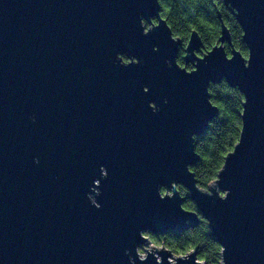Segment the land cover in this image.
I'll use <instances>...</instances> for the list:
<instances>
[{"label":"water","instance_id":"obj_1","mask_svg":"<svg viewBox=\"0 0 264 264\" xmlns=\"http://www.w3.org/2000/svg\"><path fill=\"white\" fill-rule=\"evenodd\" d=\"M223 1L247 55L219 12L201 56L191 29L186 69L158 0H0V264H207L195 249L139 251L144 232L195 226L197 211L219 264H264V0ZM222 79L243 94L241 129L204 188L194 139Z\"/></svg>","mask_w":264,"mask_h":264},{"label":"trees","instance_id":"obj_2","mask_svg":"<svg viewBox=\"0 0 264 264\" xmlns=\"http://www.w3.org/2000/svg\"><path fill=\"white\" fill-rule=\"evenodd\" d=\"M165 8V15L174 35L187 39L192 28H196L203 38L204 46L214 44L220 32L218 13L228 26L234 46L247 55V47L242 40V28L237 22L232 9L223 0H160ZM229 50V47H226ZM212 102L219 110L208 123L206 130L195 136V150L199 159L190 169L193 171L197 184L206 188L217 176L224 157L233 149L239 139L241 129V102L243 94L238 87L230 86L225 79L209 83ZM180 193L187 197L185 186L176 185ZM187 208L196 209L194 201L187 197L183 201ZM199 213V212H198ZM197 225L183 230H169L164 234H151L153 242L163 243L174 254L185 253L195 249L197 258L207 264H219L221 245L211 233L207 221L200 215Z\"/></svg>","mask_w":264,"mask_h":264},{"label":"flooded vegetation","instance_id":"obj_3","mask_svg":"<svg viewBox=\"0 0 264 264\" xmlns=\"http://www.w3.org/2000/svg\"><path fill=\"white\" fill-rule=\"evenodd\" d=\"M159 1V14H160V16L162 17V18H164L166 21H167V23L169 24V22H168V20H167V17H166V15H165V8L162 6V4H161V1L160 0H158ZM226 4V3H225ZM142 23L144 24V26H145V30H147L148 29V27H152V26H154L156 23H157V17H156V15H154V14H150L149 15V21H147L146 19H144V18H142ZM169 26H170V24H169ZM170 28H171V26H170ZM192 29H196V28H192ZM172 30V29H171ZM197 30V29H196ZM198 31V30H197ZM190 33V32H189ZM199 33V32H198ZM220 33V32H219ZM172 34H173V36L174 37H176V38H180V40H181V45H179L178 46V50H177V52H176V55H175V59H176V62L178 63V65H180V66H182V67H185L186 69H192L193 68V64H194V61H185V59H184V54H185V52H184V46L186 45V42H187V39H188V37H187V39H183V38H181L180 36H178V35H174V33H173V31H172ZM189 36V35H188ZM231 36V35H230ZM200 37H201V40H202V45L200 46V48L196 51V55L197 56H201V55H203L208 49H210L211 48V46L213 45H211L210 47H205L204 46V42H203V38H202V36L200 35ZM218 40V39H217ZM217 42V41H216ZM215 42V43H216ZM234 45V44H233ZM224 46H225V49H226V51H227V53H228V55H230V45H229V43L228 42H224ZM229 47V50H227V48L226 47ZM118 57H120L121 58V60L122 61H129L130 59H135V58H133V55L132 54H128V53H126V52H119L118 53ZM153 103V102H152ZM195 163V162H194ZM103 168V167H102ZM103 171H104V168H103ZM96 181H97V179H96ZM176 185H181V186H183L182 184H180V183H177ZM93 188V190L94 191H97L98 190V188L97 187H95V186H93L92 187ZM161 191L162 192H164L165 191V188L164 187H161ZM90 196L92 195V194H89ZM187 198V197H186ZM185 200V199H184ZM183 200V201H184ZM196 205V204H195ZM184 206V205H183ZM185 208H187L186 206H184ZM187 209H191V208H187ZM192 210H196L197 211V206H196V209H192ZM197 212H199V211H197ZM198 215H199V213H198ZM201 215V214H200ZM200 217V216H199ZM171 230V229H170ZM174 230H177V229H174ZM167 231H169V230H167ZM166 231V232H167ZM149 235H150V239H151V234H156V233H151V232H147ZM157 243H159V242H157Z\"/></svg>","mask_w":264,"mask_h":264},{"label":"rangeland","instance_id":"obj_4","mask_svg":"<svg viewBox=\"0 0 264 264\" xmlns=\"http://www.w3.org/2000/svg\"><path fill=\"white\" fill-rule=\"evenodd\" d=\"M91 198H92L93 200H95L93 195H91ZM144 234L150 237V235H149L147 232H144ZM151 244L154 245V246H158V247H159L162 243H160V242H159V243H157V242H153L152 240H151V241H146V243L143 242V243H142V247L139 248V251H140L141 253H144V250H145L144 248H151ZM152 247H153V246H152ZM190 250H191V249H190Z\"/></svg>","mask_w":264,"mask_h":264}]
</instances>
